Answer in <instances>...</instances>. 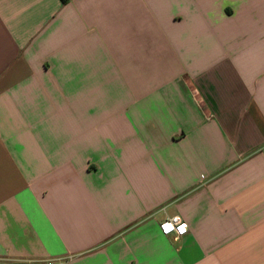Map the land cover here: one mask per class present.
Segmentation results:
<instances>
[{
	"label": "crops",
	"instance_id": "crops-1",
	"mask_svg": "<svg viewBox=\"0 0 264 264\" xmlns=\"http://www.w3.org/2000/svg\"><path fill=\"white\" fill-rule=\"evenodd\" d=\"M48 259L264 264V0H0V264Z\"/></svg>",
	"mask_w": 264,
	"mask_h": 264
},
{
	"label": "built area",
	"instance_id": "built-area-1",
	"mask_svg": "<svg viewBox=\"0 0 264 264\" xmlns=\"http://www.w3.org/2000/svg\"><path fill=\"white\" fill-rule=\"evenodd\" d=\"M159 230L161 234L165 237H172L174 239L181 238L188 233V225L185 221H183L179 216H172L165 218L159 224ZM59 260L56 259H48L41 264H58ZM39 264V263H32Z\"/></svg>",
	"mask_w": 264,
	"mask_h": 264
},
{
	"label": "trees",
	"instance_id": "trees-1",
	"mask_svg": "<svg viewBox=\"0 0 264 264\" xmlns=\"http://www.w3.org/2000/svg\"><path fill=\"white\" fill-rule=\"evenodd\" d=\"M66 0H63V2H65Z\"/></svg>",
	"mask_w": 264,
	"mask_h": 264
}]
</instances>
